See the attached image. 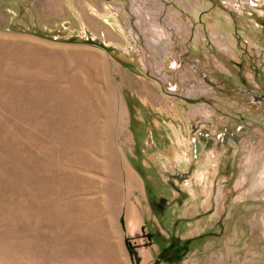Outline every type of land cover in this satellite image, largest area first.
Instances as JSON below:
<instances>
[{"label": "rangeland", "instance_id": "1", "mask_svg": "<svg viewBox=\"0 0 264 264\" xmlns=\"http://www.w3.org/2000/svg\"><path fill=\"white\" fill-rule=\"evenodd\" d=\"M263 100L264 0H0V264H264Z\"/></svg>", "mask_w": 264, "mask_h": 264}, {"label": "crops", "instance_id": "2", "mask_svg": "<svg viewBox=\"0 0 264 264\" xmlns=\"http://www.w3.org/2000/svg\"><path fill=\"white\" fill-rule=\"evenodd\" d=\"M131 205L127 206L124 211L125 215V226L117 227L115 234L112 235L111 240L99 245L95 243V247L91 249L94 252V257L89 258L88 263L90 264H154L162 246L160 247L157 242L153 241L154 244L151 246H145L141 239L136 240V251L138 254V262H135L127 248L126 239L135 236V233L146 227V223H151V228L146 229L152 233V239L162 238L164 243L170 236L179 232L181 225L175 226V223H171L167 227L163 228L156 216L152 217L150 211L146 214L139 211L138 205L130 202ZM137 206V207H136ZM135 208H137L135 210ZM153 219V222L151 221ZM154 223V224H153ZM160 227V229H159ZM153 228V229H152ZM187 231V230H186ZM158 232V233H156ZM166 235V238L162 235ZM185 237V236H184ZM136 238V237H135ZM166 246V245H165ZM164 246V247H165Z\"/></svg>", "mask_w": 264, "mask_h": 264}, {"label": "flooded vegetation", "instance_id": "3", "mask_svg": "<svg viewBox=\"0 0 264 264\" xmlns=\"http://www.w3.org/2000/svg\"><path fill=\"white\" fill-rule=\"evenodd\" d=\"M170 86H173V85H170ZM172 89H177V86H174V87H171ZM264 101V100H263ZM219 139H221L222 141H225L227 138L229 139V138H234V139H236V137L231 133V132H226L225 134H223V135H219V137H218ZM200 149V148H199ZM202 150V149H201Z\"/></svg>", "mask_w": 264, "mask_h": 264}, {"label": "bare ground", "instance_id": "4", "mask_svg": "<svg viewBox=\"0 0 264 264\" xmlns=\"http://www.w3.org/2000/svg\"><path fill=\"white\" fill-rule=\"evenodd\" d=\"M105 74V73H104ZM104 77H105V75H104ZM114 174V173H113ZM115 175V174H114Z\"/></svg>", "mask_w": 264, "mask_h": 264}, {"label": "water", "instance_id": "5", "mask_svg": "<svg viewBox=\"0 0 264 264\" xmlns=\"http://www.w3.org/2000/svg\"><path fill=\"white\" fill-rule=\"evenodd\" d=\"M198 151V150H197Z\"/></svg>", "mask_w": 264, "mask_h": 264}]
</instances>
